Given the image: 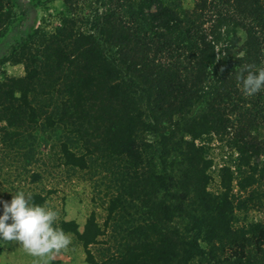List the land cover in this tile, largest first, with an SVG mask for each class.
I'll use <instances>...</instances> for the list:
<instances>
[{"label":"trees","instance_id":"obj_1","mask_svg":"<svg viewBox=\"0 0 264 264\" xmlns=\"http://www.w3.org/2000/svg\"><path fill=\"white\" fill-rule=\"evenodd\" d=\"M62 2L48 30L0 0V66L25 68L0 77L2 182L46 206L53 180L90 183L104 214L54 225L89 264H264V222L236 217L264 207V88L238 79L264 68V0ZM196 101L219 120L200 137Z\"/></svg>","mask_w":264,"mask_h":264},{"label":"rangeland","instance_id":"obj_2","mask_svg":"<svg viewBox=\"0 0 264 264\" xmlns=\"http://www.w3.org/2000/svg\"><path fill=\"white\" fill-rule=\"evenodd\" d=\"M19 1L26 3L29 10L28 20L24 24L25 27L27 26L32 28L41 26L48 30H52L59 24L61 20V11L64 9V3L62 2V0ZM181 1L183 2V5L185 7L191 8L193 7L196 0ZM24 74L25 68L23 64H12L8 62L0 66V77H5L6 75L18 77ZM158 103L167 110H173L179 105V103L174 99L168 97L163 98ZM190 109V113L186 115V118L190 119V127L193 126L197 128H192L194 130L192 132L194 133V135H196V137L205 135L206 132L210 131L212 123L213 126L217 125L219 122L216 116L213 117L215 119L210 118L208 120L205 118L204 114L207 113V109L204 104L199 101L194 102ZM176 117L179 116L176 115ZM257 134H259V137L264 140V131H258ZM213 148L214 149H212V156L215 158L216 163L219 165L222 163V156L224 151H222L220 144L216 140H214L213 142ZM262 163L264 164V158ZM4 177L6 176H0V188L5 189L0 191V194H4L6 196L12 195L15 194L16 191L25 192V189L28 188L26 185H24L25 187H19L16 191L11 190V186L14 183L10 184L5 180H3L4 182H2V178L4 179ZM15 178L16 175H12L10 181H13ZM50 183L53 185V187L55 186L57 188V191L49 196L47 206L51 207L58 213L57 217L64 216L67 219L75 220L79 223L80 229L83 230L86 220L93 210L96 209L98 214H104V211L98 209L99 207L96 208L95 204L92 201L93 190L90 183L84 181H78L75 183L65 181L57 182L54 180ZM30 187L31 189H37L35 188L37 187V184H32L30 185ZM236 217L237 222L239 223L256 221L264 222V207L261 209H250L245 212L238 211L236 213ZM178 222L181 223L180 221ZM68 235L71 239L70 245L66 249L54 253L48 264H89L86 261V253L82 245L77 242L73 235ZM2 245L9 249L10 254H13L15 253V251H17L16 261H14L13 259H9L7 264H43V260L41 258L30 255L23 249L19 242L9 241L3 243Z\"/></svg>","mask_w":264,"mask_h":264},{"label":"clouds","instance_id":"obj_3","mask_svg":"<svg viewBox=\"0 0 264 264\" xmlns=\"http://www.w3.org/2000/svg\"><path fill=\"white\" fill-rule=\"evenodd\" d=\"M238 79L245 94H255L264 88V68L249 71ZM0 206V244L19 242L30 255L41 258L43 264L70 245V236L54 226L58 213L46 205L33 203L31 194L16 191L10 201L0 200Z\"/></svg>","mask_w":264,"mask_h":264},{"label":"crops","instance_id":"obj_4","mask_svg":"<svg viewBox=\"0 0 264 264\" xmlns=\"http://www.w3.org/2000/svg\"><path fill=\"white\" fill-rule=\"evenodd\" d=\"M3 246V251L0 254V264H7V262L9 261V259H13L14 261H16V257H17V251H15V253H11L7 247Z\"/></svg>","mask_w":264,"mask_h":264}]
</instances>
